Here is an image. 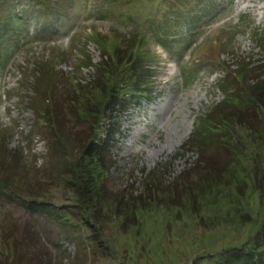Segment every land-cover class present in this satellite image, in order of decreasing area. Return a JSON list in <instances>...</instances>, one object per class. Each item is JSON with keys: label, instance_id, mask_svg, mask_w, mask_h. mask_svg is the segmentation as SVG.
<instances>
[{"label": "rangeland", "instance_id": "obj_1", "mask_svg": "<svg viewBox=\"0 0 264 264\" xmlns=\"http://www.w3.org/2000/svg\"><path fill=\"white\" fill-rule=\"evenodd\" d=\"M229 2L0 0L35 16L0 40V264L261 262L264 0Z\"/></svg>", "mask_w": 264, "mask_h": 264}, {"label": "trees", "instance_id": "obj_2", "mask_svg": "<svg viewBox=\"0 0 264 264\" xmlns=\"http://www.w3.org/2000/svg\"><path fill=\"white\" fill-rule=\"evenodd\" d=\"M57 55V54H56ZM56 55L54 56V58H56ZM107 57L108 56H111V55H106ZM104 62H110V59L108 60V61H104ZM46 66V65H45ZM44 65H42V67H41V69H39V70H41L42 72H44L45 71V67ZM112 66H114L116 69H118V67H117V65L115 64V63H113V65ZM119 70V69H118ZM76 84H81L80 82H79V80H77L76 79ZM83 84V83H82ZM105 89V88H104ZM74 103V102H73ZM78 107V106H77ZM79 109L81 108V107H78ZM95 108V107H94ZM106 111H107V106H105L104 107V109H102L101 110V112L102 113H106ZM84 112L85 113H90V112H92V107L91 108H89V107H86V109L84 110ZM229 112H232L233 113V111H229ZM214 122H215V120H214ZM206 125H207V129L204 131V132H202V131H200V136H203V138H205V136H210V137H212L211 135L212 134H210L211 132V128H212V126L214 125V123L213 124H209V123H206ZM91 140V139H90ZM90 140H88V141H90ZM88 152V151H87ZM87 155V154H86ZM96 156H97V160H98V162H99V166H101V165H103V159H102V157L100 156V154H96ZM64 159V161L63 162H66L67 163V165L71 168V170H73V174L72 175H74V174H76V176H78V181H77V185H78V187H79V192H80V194L82 195V197H84L83 198V200H82V202H80L82 205H86V206H88L89 205V203H90V201H92L91 199H93L92 198V196H93V193H92V191H89V192H84V193H82L83 192V188H82V186L87 182L86 181V178L84 179V172H88L87 171V169H86V166H85V164L84 165H81V162L82 161H76L77 162V164H75L76 166H73V165H71L72 163H71V161H67L66 159H65V157L63 158ZM86 169V170H85ZM70 173H72V171L70 172ZM85 173V174H86ZM89 185V184H88ZM96 186V185H95ZM100 187H99V185H97V189L95 188V193L96 194H98L99 196L101 195V196H103V193H101V189H99ZM120 198H117L116 200H119ZM84 203H86V204H84ZM95 204V203H94ZM256 249H259V245L258 244H250V245H248L247 247H246V249L245 248H241L240 249V253L238 252V250H237V253L238 254H236V255H234V254H230L229 256H227L226 257V260L228 261V262H230V261H232V260H234V261H236V262H241V263H243V264H246L245 262H243V258H245L246 260H247V263H249V264H264V252H261L260 253V257H259V259H261V262H257L255 259V257H253V252L256 250ZM243 251V252H242ZM245 251H248L249 253H247V252H245Z\"/></svg>", "mask_w": 264, "mask_h": 264}]
</instances>
